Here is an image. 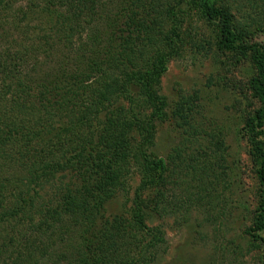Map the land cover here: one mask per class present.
I'll use <instances>...</instances> for the list:
<instances>
[{"label":"trees","instance_id":"16d2710c","mask_svg":"<svg viewBox=\"0 0 264 264\" xmlns=\"http://www.w3.org/2000/svg\"><path fill=\"white\" fill-rule=\"evenodd\" d=\"M13 1L0 0V10ZM100 2L68 0L67 12L72 19L97 29L95 26L102 15L95 9ZM156 2L161 0L118 2V12L126 13L119 35L115 22L107 21L104 35H92L79 48L82 55L74 59L75 66L68 62L55 76H50L52 80L39 84V92L47 91L46 101L50 105L46 107L43 102L34 107L35 113L50 116L52 127L47 121L35 119L34 124L42 127L33 125L17 131L6 121L9 131L0 130V264H46L44 260L49 255L55 252L62 255L65 248L70 258L68 264L152 263L154 251L165 243V236L162 230L149 225L150 216H153L151 210L161 205L165 197L162 189H168V185L176 181L165 161L149 152L156 141V121L167 105L157 89L169 62L180 57L185 48L183 25L186 16L191 17L192 13L205 21L215 22L221 38L220 49L249 55L256 70L249 86L261 107L251 121L249 145L261 191L250 234L264 247L261 237L264 234V46L247 47L234 26L233 15L224 7L217 8L214 0H169L167 6ZM49 4L51 30L59 34L66 45L73 35L66 27L54 28L55 3ZM156 7H159L157 16L152 13ZM148 38L147 42L154 45L143 48V40ZM104 70L115 73L116 77L101 88L83 83L85 79H95ZM121 70L126 72L118 81L117 73ZM132 94L138 97L133 99ZM147 106L151 107V113L142 118L140 109ZM103 113L104 119L99 122L102 132L94 138L81 137L80 159L72 163L74 167L70 164L63 167L57 162L55 167H43V157L55 160L62 144L56 143L52 154L44 145H52L61 129L71 128L81 134L83 126L90 130L93 118H103ZM33 118L34 115L32 119L30 115L31 121ZM66 118L69 121L61 123ZM132 133L141 139V144L133 151L128 149V135ZM29 145H32L30 149ZM28 149L38 166L30 172L25 159L29 156ZM131 165L139 168L140 181L130 211L124 213L118 209L112 214L110 209L119 206V197L126 190ZM78 167L82 173L80 181L72 183L66 178L55 190V205L43 212L32 210L36 204L35 192L15 178L20 175L25 179L28 174L34 179L43 178L48 175L46 171L52 169L51 173L65 178L68 169ZM151 193L152 197L147 200L146 195ZM205 196L213 197L214 201L218 197L216 189ZM204 199L201 197V202ZM208 210L206 219L211 220L214 210ZM8 226L16 231L14 235L8 234ZM61 263V259L54 261V264Z\"/></svg>","mask_w":264,"mask_h":264},{"label":"rangeland","instance_id":"374dc122","mask_svg":"<svg viewBox=\"0 0 264 264\" xmlns=\"http://www.w3.org/2000/svg\"><path fill=\"white\" fill-rule=\"evenodd\" d=\"M67 1L14 0L0 10L1 131H9L6 121L17 131L33 125L42 127L34 124L35 119L47 121L52 127L49 121L53 119L36 115L34 109L43 102L46 107L50 105L46 101L47 91L39 92V84L52 80L50 76H55L68 62L75 66L74 59L82 55L79 48L92 35H104L107 21L115 22L119 35L126 17V13L118 12L121 0H98L101 2L95 11L102 15V20L95 26L97 29L72 19L67 12ZM49 3H55L54 28L66 27L73 35L66 45L59 39L60 35L51 30L47 12ZM156 4L167 6L169 0ZM214 4L233 15L234 26L247 47L264 46V0H214ZM158 9L152 10L155 16ZM147 10L151 11V8ZM163 10L162 13H166ZM59 20L61 23L57 24ZM183 34L185 48L180 57L169 62L157 89L167 105L156 121V141L149 152L165 161L176 181L168 185V189H162L165 197L161 205L151 210L153 216H150L149 225L162 230L165 236V243L155 249L151 264H264V247L250 234L261 191L249 145L251 121L261 107L249 86L256 70L249 55L220 49L221 38L215 22L205 21L192 13L191 17L185 18ZM148 40H143V48L154 45ZM124 72L117 73L118 81ZM115 77V73L104 70L95 79H85L83 83L101 88ZM137 97L138 94H132L133 99ZM27 107L34 110H26ZM140 111L142 118L147 117L151 107ZM30 115L31 119L34 115L32 121ZM104 115L93 118L90 130L83 126L81 134L71 128L61 129L52 145H44L52 154L56 143L62 144L55 160L54 157H43V167H55V162L64 167L80 159L81 140L88 135L94 138L102 132L100 125ZM68 121L66 118L61 123ZM128 139V149L132 151L141 144L140 137L133 133ZM29 149V156L25 157L29 162L28 171L38 167L34 157H30ZM79 169H68L65 178L51 173L53 169L46 171L48 175L43 178L34 179L29 174L25 179L20 175L15 178L35 192L36 204L32 210L43 212L55 205V190L66 178L69 177L72 183L80 181L82 173ZM138 169L131 165L126 190L119 197V206L110 209L112 214L118 209L124 213L130 211L140 181ZM214 189L218 196L215 201L213 197L205 196ZM40 195L42 198L37 199ZM151 197L152 193L146 195L147 200ZM201 197H205L202 202ZM208 208L214 210L211 220L206 219ZM7 229L9 235L16 233L9 226ZM261 237L264 238V234ZM59 253L49 255L44 263L54 264L58 259L62 260L61 264L70 263L67 248L64 254L58 256Z\"/></svg>","mask_w":264,"mask_h":264}]
</instances>
